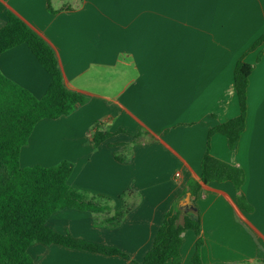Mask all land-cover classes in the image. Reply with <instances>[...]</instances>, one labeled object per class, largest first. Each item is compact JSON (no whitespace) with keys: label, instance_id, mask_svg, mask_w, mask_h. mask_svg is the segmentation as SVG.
Returning a JSON list of instances; mask_svg holds the SVG:
<instances>
[{"label":"crops","instance_id":"1","mask_svg":"<svg viewBox=\"0 0 264 264\" xmlns=\"http://www.w3.org/2000/svg\"><path fill=\"white\" fill-rule=\"evenodd\" d=\"M7 11L50 45L65 87L87 99L67 116L38 122L19 163H70L68 185L105 209L63 210L47 224L129 257L36 243L28 248L35 264L140 262L165 213L181 210L188 182L199 180L207 140L213 157L243 171L240 191L251 210L237 205L228 181L190 195L200 260L264 264V41L251 49L264 34V0H0V24ZM238 60L253 68L245 129L232 151L223 135L208 132L239 114ZM0 72L36 98L49 84L24 45L0 54ZM96 129L110 136L94 147ZM196 240L183 233L180 264H193Z\"/></svg>","mask_w":264,"mask_h":264},{"label":"trees","instance_id":"2","mask_svg":"<svg viewBox=\"0 0 264 264\" xmlns=\"http://www.w3.org/2000/svg\"><path fill=\"white\" fill-rule=\"evenodd\" d=\"M263 41L264 34L251 49L257 48ZM20 45L27 47L48 74L49 84L43 96L36 98L0 72V264H35L28 253L33 243L54 244L129 260L127 254L115 247L75 239L48 226V220L63 210L100 213L105 208L68 185L72 165L66 161L50 167L20 166V150L26 145L38 122L67 116L87 100L82 94L65 87L55 52L50 45L18 16L7 11L5 21L0 24V54ZM252 68V65L242 60L237 61L233 82L239 114L208 132V137L214 133L223 135L232 151L236 149L245 129L246 90ZM109 136L96 129L93 146H98ZM200 170L199 180H190L187 184L186 192L192 197L197 195L202 186L228 181L237 193V205L251 210L240 191L244 181L243 171L213 157L209 152L208 140ZM121 216L122 213L116 214L114 220L118 222ZM187 230L197 237L192 263L202 264L200 218L197 213L184 214L177 208L165 213L150 249L140 262L131 260V264H180L183 233Z\"/></svg>","mask_w":264,"mask_h":264},{"label":"water","instance_id":"3","mask_svg":"<svg viewBox=\"0 0 264 264\" xmlns=\"http://www.w3.org/2000/svg\"><path fill=\"white\" fill-rule=\"evenodd\" d=\"M179 208L185 213H188V212L194 210V207H192V205L190 203V194L189 193H187L185 195V197L182 199V201L179 204Z\"/></svg>","mask_w":264,"mask_h":264},{"label":"rangeland","instance_id":"4","mask_svg":"<svg viewBox=\"0 0 264 264\" xmlns=\"http://www.w3.org/2000/svg\"><path fill=\"white\" fill-rule=\"evenodd\" d=\"M33 244H36V243H33Z\"/></svg>","mask_w":264,"mask_h":264}]
</instances>
